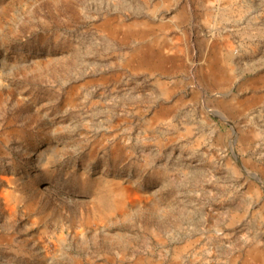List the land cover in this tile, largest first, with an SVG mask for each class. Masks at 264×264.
Returning a JSON list of instances; mask_svg holds the SVG:
<instances>
[{
	"label": "rangeland",
	"instance_id": "obj_1",
	"mask_svg": "<svg viewBox=\"0 0 264 264\" xmlns=\"http://www.w3.org/2000/svg\"><path fill=\"white\" fill-rule=\"evenodd\" d=\"M0 264H264V0H0Z\"/></svg>",
	"mask_w": 264,
	"mask_h": 264
}]
</instances>
